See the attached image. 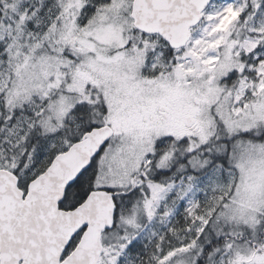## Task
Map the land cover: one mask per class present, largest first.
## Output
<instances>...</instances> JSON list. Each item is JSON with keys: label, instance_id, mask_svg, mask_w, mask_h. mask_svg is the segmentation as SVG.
I'll return each instance as SVG.
<instances>
[{"label": "snow or ice", "instance_id": "obj_1", "mask_svg": "<svg viewBox=\"0 0 264 264\" xmlns=\"http://www.w3.org/2000/svg\"><path fill=\"white\" fill-rule=\"evenodd\" d=\"M0 264H264V0H0Z\"/></svg>", "mask_w": 264, "mask_h": 264}]
</instances>
